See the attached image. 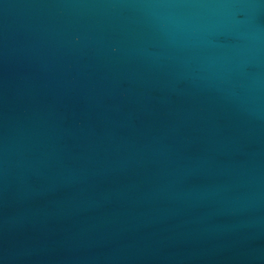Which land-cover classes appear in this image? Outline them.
Wrapping results in <instances>:
<instances>
[{"label":"water","instance_id":"water-1","mask_svg":"<svg viewBox=\"0 0 264 264\" xmlns=\"http://www.w3.org/2000/svg\"><path fill=\"white\" fill-rule=\"evenodd\" d=\"M0 264H264V0H0Z\"/></svg>","mask_w":264,"mask_h":264}]
</instances>
